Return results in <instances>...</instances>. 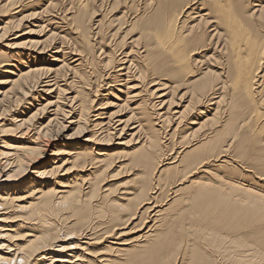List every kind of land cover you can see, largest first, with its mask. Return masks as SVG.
<instances>
[{"label": "bare ground", "instance_id": "bare-ground-1", "mask_svg": "<svg viewBox=\"0 0 264 264\" xmlns=\"http://www.w3.org/2000/svg\"><path fill=\"white\" fill-rule=\"evenodd\" d=\"M3 41L0 264H264V0H0Z\"/></svg>", "mask_w": 264, "mask_h": 264}, {"label": "rangeland", "instance_id": "rangeland-1", "mask_svg": "<svg viewBox=\"0 0 264 264\" xmlns=\"http://www.w3.org/2000/svg\"><path fill=\"white\" fill-rule=\"evenodd\" d=\"M67 3H65V1H62L61 2V7H63V6H65ZM25 24H28V23H25ZM10 39H12V37L11 38H9V40ZM4 41H6V40H4ZM4 41L3 42H0V45H2L3 43H4ZM0 87H3V86H0ZM102 94H104V93H102ZM98 100V98H96V101ZM42 101V100H41ZM33 106V105H32ZM111 111H114L113 109L111 110ZM124 113V112H123ZM57 128H55L54 129V131L52 132V133H59L60 132V130L59 129H57ZM169 129V128H168ZM58 130H59V132H58ZM71 132H68V133H65L64 135H69ZM126 134L127 135H129V134H131V132L130 131H126ZM76 136H78V138L77 139H75V140H71V141H69V142H67V145H84V142H83V140L84 139H87L88 138V135H85V137H81V138H79L80 137V135H76ZM259 136H261L262 138L264 137V130H263V133L262 134H260ZM81 139V140H80ZM129 140V138H127V136L126 135H123V136H120V138H118V139H116V140H112V142H111V146H109L108 147V149H114V152H122V151H125L126 152V150L129 148V150L131 151V150H133V149H136L137 147H138V145L137 144H135L133 141H130V142H128V143H126L127 141ZM126 143V144H125ZM132 143V144H131ZM56 144H58V143H56ZM124 144L126 145V146H124ZM133 144H135V145H137V146H134ZM55 145V144H54ZM53 144L51 145V147L52 148H54L55 146H54ZM105 148H107V147H105ZM50 154V152L49 151H47V155H49ZM236 155H237V157H238V161H240V162H243L244 161V157L243 156H241L240 154L238 155V152H236ZM137 156H138V153H136V155H134V158H137ZM119 157H120V159H122L123 160V158L124 159H126V160H129V157H124L123 155H118V156H116L115 157V160H117V159H119ZM248 164H250L251 165V163H248ZM131 173H132V170H130L129 168H126L123 172H121L120 174H117L116 173V171L115 170H112V171H109L107 174H109V177L111 176V178L109 179V181H110V184H113V183H116V185H118V189L122 186L123 187V185H121L122 184V182H124V180H127L128 178H131L132 176H129V175H131ZM63 179V178H62ZM263 181V180H262ZM169 195V194H168ZM85 215H86V213H85ZM64 217H67V220H65V222H63L62 221V227H64L65 225L66 226H69L70 224L72 225L73 223H74V219L73 218H71V216L70 215H67V214H65V216ZM60 220V219H59ZM80 223L78 222V225H79ZM129 227H131V226H129ZM78 228H79V226H78ZM77 228V229H78ZM57 245H62V246H68V245H70V244H68L67 242L66 243H58ZM242 251H244V249L243 248H235V249H233V248H230L229 250H228V253L229 254H236V253H241ZM68 254V253H67ZM133 255H129V256H127L126 258H124L125 259V262L124 263H127L128 262V260L132 257ZM253 257H264V252L263 251H258ZM226 264V263H225Z\"/></svg>", "mask_w": 264, "mask_h": 264}]
</instances>
